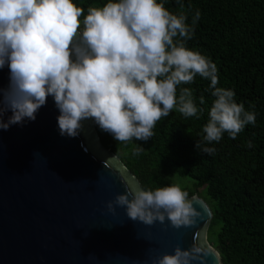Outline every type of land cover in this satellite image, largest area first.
I'll return each mask as SVG.
<instances>
[{"label": "clouds", "instance_id": "clouds-1", "mask_svg": "<svg viewBox=\"0 0 264 264\" xmlns=\"http://www.w3.org/2000/svg\"><path fill=\"white\" fill-rule=\"evenodd\" d=\"M177 2L173 13L163 0H107L89 6L85 15L74 0H0V69L7 65L10 73L8 88L0 89V129L35 121L51 95L61 136H77L91 118L118 142L147 141L173 109L185 118L203 113L193 89L181 86L197 75L210 81L214 97L197 150L213 155L216 149L208 145L224 133L235 139L246 125H255V105L246 109L232 89L218 87L217 65L186 46L201 13L197 9L189 24ZM8 110L12 115L5 121ZM143 150L137 146L133 155ZM115 206L146 225L167 218L180 228L195 225L202 215L178 181L155 190L127 188L108 202L110 211ZM208 254L177 245L153 264H193Z\"/></svg>", "mask_w": 264, "mask_h": 264}, {"label": "water", "instance_id": "water-1", "mask_svg": "<svg viewBox=\"0 0 264 264\" xmlns=\"http://www.w3.org/2000/svg\"><path fill=\"white\" fill-rule=\"evenodd\" d=\"M9 75L7 65L0 69V89ZM59 114L49 95L35 121L0 129V264H153L177 245L209 252L193 264H223L208 240L212 209L197 193L189 199L202 215L191 226L176 228L167 218L146 225L125 207L110 211L118 194L144 187L102 145L91 118L68 137L60 135Z\"/></svg>", "mask_w": 264, "mask_h": 264}, {"label": "trees", "instance_id": "trees-1", "mask_svg": "<svg viewBox=\"0 0 264 264\" xmlns=\"http://www.w3.org/2000/svg\"><path fill=\"white\" fill-rule=\"evenodd\" d=\"M85 9L107 0H74ZM176 13L177 0H163ZM191 24L201 15L187 47L209 57L218 69V87L232 89L246 109L255 105L256 123L246 125L235 139L224 133L209 155L195 148L207 123L214 97L210 81L197 75L190 85L203 113L185 118L175 109L157 122L147 141L118 142L95 122L102 145L116 154L145 189L175 183L174 175L189 176V196L200 194L213 218L208 240L223 264H264V0H181ZM82 19V18H81ZM179 93V86L177 89ZM203 96L204 104H200ZM252 141V147L247 146ZM137 146L144 150L133 155ZM205 189V193L202 192Z\"/></svg>", "mask_w": 264, "mask_h": 264}, {"label": "rangeland", "instance_id": "rangeland-1", "mask_svg": "<svg viewBox=\"0 0 264 264\" xmlns=\"http://www.w3.org/2000/svg\"><path fill=\"white\" fill-rule=\"evenodd\" d=\"M93 124H95V123H93ZM173 177H174L173 179H174L175 183L177 181L180 182V184H181V186L183 188L193 187V185L195 183V180L193 178L189 177V176L181 177L179 175H174ZM201 190H202L203 193H205V189L204 188H202ZM198 195H200V194H198Z\"/></svg>", "mask_w": 264, "mask_h": 264}]
</instances>
